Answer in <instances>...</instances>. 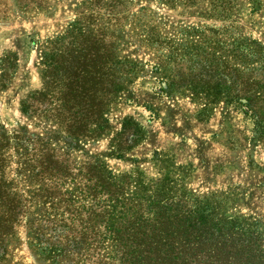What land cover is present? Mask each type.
Here are the masks:
<instances>
[{
    "label": "rangeland",
    "instance_id": "1",
    "mask_svg": "<svg viewBox=\"0 0 264 264\" xmlns=\"http://www.w3.org/2000/svg\"><path fill=\"white\" fill-rule=\"evenodd\" d=\"M0 122V264H52L64 205L76 240L200 202L264 237V0H0Z\"/></svg>",
    "mask_w": 264,
    "mask_h": 264
},
{
    "label": "trees",
    "instance_id": "2",
    "mask_svg": "<svg viewBox=\"0 0 264 264\" xmlns=\"http://www.w3.org/2000/svg\"><path fill=\"white\" fill-rule=\"evenodd\" d=\"M74 69L82 72L81 66ZM105 89L108 106L118 89L112 90L109 82ZM21 140L0 122V206L4 208L0 220L6 224L5 232L18 222L20 213L15 208L9 212L6 151L11 147L18 148L16 153L22 150ZM210 206L206 202L185 208L152 205L128 214L126 223L121 218L118 225H102L109 231L106 235L98 225L90 226V234L80 240L73 235L70 209L56 206L47 215L52 232L45 256L52 264H73L83 250L89 255L87 264H264V237L259 227L224 212L217 215Z\"/></svg>",
    "mask_w": 264,
    "mask_h": 264
}]
</instances>
